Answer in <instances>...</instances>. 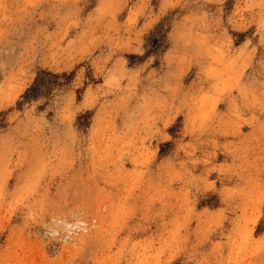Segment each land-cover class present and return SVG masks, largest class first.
<instances>
[{
  "label": "rangeland",
  "instance_id": "1",
  "mask_svg": "<svg viewBox=\"0 0 264 264\" xmlns=\"http://www.w3.org/2000/svg\"><path fill=\"white\" fill-rule=\"evenodd\" d=\"M0 264H264V0H0Z\"/></svg>",
  "mask_w": 264,
  "mask_h": 264
},
{
  "label": "trees",
  "instance_id": "2",
  "mask_svg": "<svg viewBox=\"0 0 264 264\" xmlns=\"http://www.w3.org/2000/svg\"><path fill=\"white\" fill-rule=\"evenodd\" d=\"M161 47L160 41H155L152 45V51H150L148 54L156 53L159 48ZM72 74H62V75H55L50 72H41L38 77L36 78L34 84L31 88H29L24 95L21 97L23 100V103H28L30 101H33V99L41 96L43 89H51L53 87H62L65 84L69 83V80L71 79ZM64 80V82H59V80Z\"/></svg>",
  "mask_w": 264,
  "mask_h": 264
}]
</instances>
